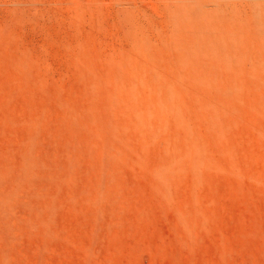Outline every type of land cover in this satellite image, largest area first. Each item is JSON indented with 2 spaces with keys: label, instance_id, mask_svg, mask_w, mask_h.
<instances>
[{
  "label": "rangeland",
  "instance_id": "rangeland-1",
  "mask_svg": "<svg viewBox=\"0 0 264 264\" xmlns=\"http://www.w3.org/2000/svg\"><path fill=\"white\" fill-rule=\"evenodd\" d=\"M0 264H264V0H0Z\"/></svg>",
  "mask_w": 264,
  "mask_h": 264
}]
</instances>
